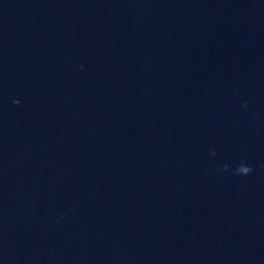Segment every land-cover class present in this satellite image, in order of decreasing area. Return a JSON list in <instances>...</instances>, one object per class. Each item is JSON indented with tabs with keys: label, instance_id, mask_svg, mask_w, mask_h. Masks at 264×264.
Returning a JSON list of instances; mask_svg holds the SVG:
<instances>
[{
	"label": "water",
	"instance_id": "1",
	"mask_svg": "<svg viewBox=\"0 0 264 264\" xmlns=\"http://www.w3.org/2000/svg\"><path fill=\"white\" fill-rule=\"evenodd\" d=\"M0 264H264V0H0Z\"/></svg>",
	"mask_w": 264,
	"mask_h": 264
}]
</instances>
